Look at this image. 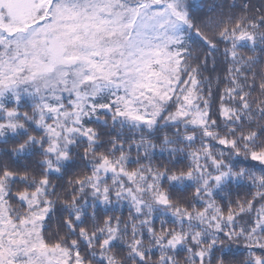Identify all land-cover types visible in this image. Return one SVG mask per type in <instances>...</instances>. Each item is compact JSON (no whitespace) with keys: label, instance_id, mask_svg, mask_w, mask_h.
Listing matches in <instances>:
<instances>
[{"label":"snow or ice","instance_id":"6c2138e0","mask_svg":"<svg viewBox=\"0 0 264 264\" xmlns=\"http://www.w3.org/2000/svg\"><path fill=\"white\" fill-rule=\"evenodd\" d=\"M0 264H264V0H0Z\"/></svg>","mask_w":264,"mask_h":264}]
</instances>
